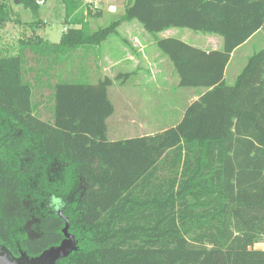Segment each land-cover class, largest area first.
Masks as SVG:
<instances>
[{"label":"trees","instance_id":"obj_1","mask_svg":"<svg viewBox=\"0 0 264 264\" xmlns=\"http://www.w3.org/2000/svg\"><path fill=\"white\" fill-rule=\"evenodd\" d=\"M11 1L0 0V28L11 20ZM62 2L68 26L58 42L36 34L20 39L16 55L0 56V119L34 138L35 146L31 161L7 153L0 165V244L16 251L14 230L33 217L24 205L25 177L62 161L83 186L75 191L68 184L60 194L77 239L62 264H264V248H256L264 244V47L233 83L225 78L232 53L264 28V0H131L121 16L95 31L83 15V0ZM22 3L34 12L40 8ZM102 15L101 8L88 9L87 17ZM132 20L154 35L180 87L206 91L176 126L110 140L113 79L54 81V69L70 49L101 45ZM34 22L36 28L45 24ZM171 28L220 35L224 47L206 51L157 36ZM28 52L35 65H29ZM43 86L50 90L47 118ZM129 143L146 144L159 155L133 162V171L108 158L110 149L123 153ZM63 225L59 214L44 213L41 235L22 239L23 250L34 256L60 244Z\"/></svg>","mask_w":264,"mask_h":264},{"label":"rangeland","instance_id":"obj_2","mask_svg":"<svg viewBox=\"0 0 264 264\" xmlns=\"http://www.w3.org/2000/svg\"><path fill=\"white\" fill-rule=\"evenodd\" d=\"M130 1L131 0L98 1L103 11L102 16L90 18L83 12L85 20L88 21L89 30L95 31L110 24L111 21L123 14L125 5ZM113 5L116 6L115 9H111L110 6ZM9 6L11 7V20L7 21L5 25L0 28V56L9 57L16 55L20 39H27L36 34L45 42H58L65 28L68 26V24L64 22L65 8L62 0H48L46 4L40 6L37 12L26 7L22 3V0H12ZM36 19L45 22L44 26L36 28L34 22ZM133 27L134 25H130L129 28ZM168 31H172L169 32V37H176L190 44H192V42H197L196 40L199 35H206L184 28H171ZM147 33L150 34L152 38L154 37L153 34ZM159 35L162 36L161 32L157 34V36ZM114 37H116V35ZM113 42L120 47L124 45L123 43H128V41H123V39H119V42L117 40ZM199 43L203 44L202 41H199L197 44ZM112 47L113 43L104 41L101 45L79 46L75 49H70L67 54L62 55L60 58L61 63L54 69L56 71V77L53 80L55 81L58 78L72 79L76 77L82 78L81 80H86L85 77L88 75V80L92 84H97L100 80H104L108 77L101 76L100 73V69L102 72L103 67H105V71H108V67L104 64L102 65L100 60L102 49L106 48L110 50ZM156 47L158 46L156 45ZM263 47L264 28L252 42L235 54L232 64L228 69L226 81L228 83L234 82L233 78L235 79L246 64L245 56L247 53L253 54ZM27 55L29 58V65H35L37 61L34 60L35 57L32 53L28 52ZM33 77L34 73L31 72L29 75L31 81L34 80ZM40 92H43V101L46 102V106H43L41 110L44 115L43 117L47 118L45 116L49 114L50 90L46 86H43ZM108 96L114 104L115 111L114 114L106 120L108 128L107 134L111 139L115 140L126 138L129 140V138L141 137V135L146 136L145 134L153 130L173 124L183 116L186 107L183 102L176 103V101L179 100V95L169 96L164 90L163 94L160 93L156 88V84L152 83L144 76L130 81H113L112 84L108 86ZM35 98L36 100L40 99L38 91L35 94ZM33 140L34 138L26 135L21 129L17 128L14 123L7 120L5 121L4 118H1L0 165L5 162L7 153L16 155L22 163L31 161L35 151ZM153 150L154 149L146 144L141 143L137 147V145L129 143V150L123 153L119 149L117 152V148L110 149L108 158L112 159L114 162L118 161L122 166H125L127 162L128 166L125 169L133 171L137 165H132L133 162L136 163L139 159L144 160L145 158H149L151 155L149 153H152L155 157L159 155ZM25 183L29 187V192L26 196L24 205L33 210L34 214L30 221L14 230V246L17 247L19 245V247L23 249L21 246L22 239L37 238L40 236L42 233L41 223L43 214L49 212L59 214L64 218L62 231L68 224V233L75 236V245L77 246L76 235L71 230V221L63 212L65 198H61L60 194L68 184L72 185L75 191H81L83 186L80 183V179L69 172L64 162L56 161L52 163L44 173L36 175L35 178L25 177ZM54 197L62 201L63 206L59 209H56L52 205ZM63 236L65 238L64 232ZM256 247L262 248L264 244L258 243ZM57 264L62 263L58 261Z\"/></svg>","mask_w":264,"mask_h":264},{"label":"crops","instance_id":"obj_3","mask_svg":"<svg viewBox=\"0 0 264 264\" xmlns=\"http://www.w3.org/2000/svg\"><path fill=\"white\" fill-rule=\"evenodd\" d=\"M127 4L125 5V8ZM110 7L111 9L116 8L115 5ZM130 25H134V27L129 28ZM168 30L161 32L162 36L159 35L158 37H169L168 34L172 31ZM261 31L252 36L247 42L239 46L232 53L231 60L225 72L226 80L228 69L232 64L235 54L239 50L247 46L250 42H252ZM118 32L119 35H116V37H114L115 35H111L107 38V40H105L113 43V47L110 50L106 48L102 49L101 56L99 55L102 65L104 64L108 67V71H105V67L102 68V72L100 69L101 76H108L113 79V81H116L115 78L119 74H123L124 76L126 74L130 75L128 81L144 76L152 83L156 84V88L160 93L163 94L164 90L169 96H174L176 94L179 95V100L176 101V103L183 102V104L185 103L186 107L192 102L198 100L200 96L206 91V89L185 88L179 86V76L176 74L171 60L165 54H163L158 49V47H156L154 38H152L151 35L147 33V31L138 21L132 20L130 22H124L118 27ZM119 39L128 41L129 44L125 42L123 43L124 45L120 47L116 45L115 42H113L116 40L119 42ZM196 41L197 42H192L191 45L199 47L206 51L222 50L224 47L223 37L217 34H206L205 36L199 35ZM199 41H202L203 44H197ZM251 55L252 54L247 53V55L245 56V63H247V60ZM238 75L239 73L237 74V76ZM237 76L235 77V79L237 78ZM235 79L233 78V81H235ZM181 118L173 124L160 127L157 130H153L152 132L145 135L162 132L170 127L176 126V124L180 122ZM108 138H110L109 135ZM110 140L115 139L110 138ZM263 248L264 247H262L261 249Z\"/></svg>","mask_w":264,"mask_h":264},{"label":"water","instance_id":"obj_4","mask_svg":"<svg viewBox=\"0 0 264 264\" xmlns=\"http://www.w3.org/2000/svg\"><path fill=\"white\" fill-rule=\"evenodd\" d=\"M68 228L67 224L63 229L65 238L60 244L51 246L34 257H29L25 253L16 257L8 247L0 245V264H57L75 250V236L68 233Z\"/></svg>","mask_w":264,"mask_h":264},{"label":"built area","instance_id":"obj_5","mask_svg":"<svg viewBox=\"0 0 264 264\" xmlns=\"http://www.w3.org/2000/svg\"><path fill=\"white\" fill-rule=\"evenodd\" d=\"M36 5L42 6L47 3L48 0H29ZM100 0H83V7L85 9V13H88V9L92 8L93 10H97L100 8Z\"/></svg>","mask_w":264,"mask_h":264},{"label":"flooded vegetation","instance_id":"obj_6","mask_svg":"<svg viewBox=\"0 0 264 264\" xmlns=\"http://www.w3.org/2000/svg\"><path fill=\"white\" fill-rule=\"evenodd\" d=\"M0 245H2V244H0ZM5 246V245H4ZM7 247V246H6ZM9 248V247H8ZM16 248V251H13L12 249H10L11 250V252L16 256V257H20L23 253H25L26 255H28L29 257H34V256H37V255H30V254H28L27 253V251H25V250H23V249H21L20 247H19V245L17 246V247H15ZM39 255V254H38ZM58 263V262H57Z\"/></svg>","mask_w":264,"mask_h":264},{"label":"clouds","instance_id":"obj_7","mask_svg":"<svg viewBox=\"0 0 264 264\" xmlns=\"http://www.w3.org/2000/svg\"><path fill=\"white\" fill-rule=\"evenodd\" d=\"M52 205L56 208V209H59L60 207H62V201L58 198H53V201H52Z\"/></svg>","mask_w":264,"mask_h":264}]
</instances>
